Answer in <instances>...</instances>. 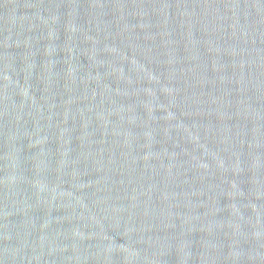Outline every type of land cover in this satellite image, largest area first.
Instances as JSON below:
<instances>
[{
  "label": "water",
  "instance_id": "obj_1",
  "mask_svg": "<svg viewBox=\"0 0 264 264\" xmlns=\"http://www.w3.org/2000/svg\"><path fill=\"white\" fill-rule=\"evenodd\" d=\"M0 264H264V0H0Z\"/></svg>",
  "mask_w": 264,
  "mask_h": 264
}]
</instances>
